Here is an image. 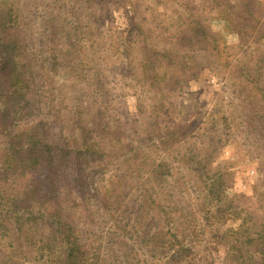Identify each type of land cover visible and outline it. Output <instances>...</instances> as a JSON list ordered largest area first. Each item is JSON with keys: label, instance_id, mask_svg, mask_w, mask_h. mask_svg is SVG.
I'll return each mask as SVG.
<instances>
[{"label": "rangeland", "instance_id": "obj_1", "mask_svg": "<svg viewBox=\"0 0 264 264\" xmlns=\"http://www.w3.org/2000/svg\"><path fill=\"white\" fill-rule=\"evenodd\" d=\"M65 235L264 264V0H0V264Z\"/></svg>", "mask_w": 264, "mask_h": 264}, {"label": "trees", "instance_id": "obj_2", "mask_svg": "<svg viewBox=\"0 0 264 264\" xmlns=\"http://www.w3.org/2000/svg\"><path fill=\"white\" fill-rule=\"evenodd\" d=\"M62 242L66 244L64 248H58L56 242L52 244L47 242L51 245L43 248L41 257H44V263L47 261L50 264H88L84 256L85 252L80 249L77 238L70 240L65 235Z\"/></svg>", "mask_w": 264, "mask_h": 264}]
</instances>
